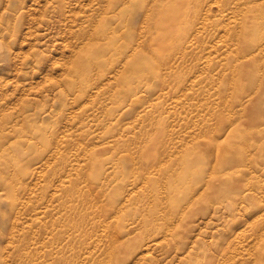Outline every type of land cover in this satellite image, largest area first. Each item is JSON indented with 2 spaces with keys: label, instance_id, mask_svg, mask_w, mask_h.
<instances>
[{
  "label": "rangeland",
  "instance_id": "1",
  "mask_svg": "<svg viewBox=\"0 0 264 264\" xmlns=\"http://www.w3.org/2000/svg\"><path fill=\"white\" fill-rule=\"evenodd\" d=\"M0 264H264V0H0Z\"/></svg>",
  "mask_w": 264,
  "mask_h": 264
}]
</instances>
